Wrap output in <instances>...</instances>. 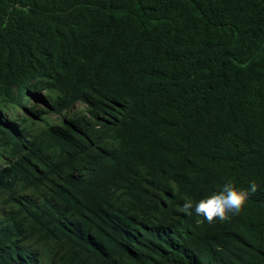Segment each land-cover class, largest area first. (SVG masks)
I'll return each instance as SVG.
<instances>
[{
	"label": "trees",
	"instance_id": "trees-1",
	"mask_svg": "<svg viewBox=\"0 0 264 264\" xmlns=\"http://www.w3.org/2000/svg\"><path fill=\"white\" fill-rule=\"evenodd\" d=\"M0 264H264V0H0Z\"/></svg>",
	"mask_w": 264,
	"mask_h": 264
},
{
	"label": "clouds",
	"instance_id": "clouds-1",
	"mask_svg": "<svg viewBox=\"0 0 264 264\" xmlns=\"http://www.w3.org/2000/svg\"><path fill=\"white\" fill-rule=\"evenodd\" d=\"M259 190V185L254 180L249 182L247 188H237L234 182L228 181L218 192H213L198 202L185 196L183 205L177 210L189 217L193 214L203 217L209 225L230 223L234 217L244 212L250 198Z\"/></svg>",
	"mask_w": 264,
	"mask_h": 264
},
{
	"label": "rangeland",
	"instance_id": "rangeland-1",
	"mask_svg": "<svg viewBox=\"0 0 264 264\" xmlns=\"http://www.w3.org/2000/svg\"><path fill=\"white\" fill-rule=\"evenodd\" d=\"M83 108H84V106H83L81 103H78V104L76 105V107L74 108L73 112H77V111H79V110H82ZM53 120H54L55 122H57V121H58V118L53 117Z\"/></svg>",
	"mask_w": 264,
	"mask_h": 264
}]
</instances>
